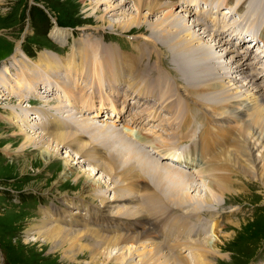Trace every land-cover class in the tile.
Returning <instances> with one entry per match:
<instances>
[{
	"label": "rangeland",
	"instance_id": "rangeland-1",
	"mask_svg": "<svg viewBox=\"0 0 264 264\" xmlns=\"http://www.w3.org/2000/svg\"><path fill=\"white\" fill-rule=\"evenodd\" d=\"M106 1H111L113 5L125 2L121 7L115 9L117 12L115 15H105L106 19L111 22L123 21L125 18L132 17L137 11L136 7L133 6L132 0H0V264H113L111 259L116 251L110 250L106 254L107 257L109 255L108 258H104V255L99 253L94 255L92 252H94L93 250H96V248L93 246L96 244L92 239L80 240V244L77 243L76 248L79 254L74 256V259L76 258L74 261H70L64 259L62 255L63 253L68 255L73 253V251L67 250L69 249V241L63 245L52 247L50 246L51 243L43 239L44 237H41L39 234L37 235V233H33V231L30 232L29 228H31L35 221L37 222L38 219L44 218L49 224L56 223L65 228L73 227L71 229H83L82 225L85 222V218H82V215L85 214V211L82 209H72L76 208L74 201L73 205L70 203V206L66 208L68 212H63L64 216H61L60 212L55 213L53 216L47 215L46 211L52 210V212H55V210L64 209L66 206L65 203H69L70 200L75 199L76 201L77 199L82 200L83 198H85L83 200L84 202L91 203L93 209H96L95 206L100 205V201L102 200L101 197L106 201L118 195L116 191L112 189V181L115 182L113 184H118V177V180L115 178L109 179L102 171L95 168L93 163H87V157L83 156L82 159L78 158L75 154V150L66 146L56 149L54 148L55 144L49 142L50 140H47V144L44 143L42 146L38 147L31 145L23 146L24 136L26 137V134L33 135L34 137L44 134L45 139H49L50 137L48 136L47 138L48 134L45 132L53 121L59 122L63 127L66 125V129H71L67 126L68 124L73 125V122L77 124L75 120L68 121L67 119L57 116V114H64L62 110L56 113V108L54 112L53 109H51L54 106H60L62 109L64 105H67V101L70 102L69 106L76 107L78 112H80V108L88 105L81 104L76 106L75 103L73 105V102H71L73 98L78 95L77 86H75L76 83H78V86L84 87L87 90L86 95L90 93V96H92L98 92V86H100V92H110L104 93L103 95L96 94L93 97H87L91 100L98 101L100 97L106 98L105 96L115 95L120 106L123 104L121 103L122 100H129L130 106H135L132 109L134 112H139V110L146 108L145 104L139 107V104L134 98L124 94L123 88H127V81H125L127 77H121L122 73L115 62L119 61V54L124 56L131 54L130 56H133L136 53L134 52L136 49L142 47L150 50L154 49V46L149 44L151 43L150 41L140 38L138 34L144 33L149 37L155 36V34L147 30V28L148 26H155V23L158 22V19L165 12V8H156L152 13H147L146 9H141L142 14L147 15L149 24H144V26L140 28L132 27L128 32H123L118 28H111L107 24L105 26L100 25L101 22L94 13L97 9H105L106 3L104 2ZM183 1L179 0L181 7H177V4L173 6L174 12H179L185 8ZM204 1L207 2L206 0ZM212 1L213 3H222L218 0ZM232 2L233 0H228L226 3L221 4L226 6L222 9L223 13L228 12L227 8L230 9L231 7H235L234 3L232 6ZM245 5H248V0L245 2ZM254 7H256L259 13L257 20L264 19V0H256V5ZM42 9L46 14L43 13ZM120 10L123 11L124 15L118 14ZM191 10H193L192 7ZM242 12L249 15V11L246 9H243ZM233 18H237V14L234 13ZM56 19L58 20V24ZM188 19L189 22L193 21L190 19V15ZM56 28H60L63 33H68L67 40L61 41L52 36L51 31ZM262 33H264V31H262ZM220 38H224L223 34L220 35ZM221 39L215 38L213 40L209 36L204 38V42H208L210 45V52L212 55L216 53L215 48H219L220 53L216 54H218L219 61L222 63L225 61L222 59V54L224 53L222 49L226 46L225 42ZM248 42H251V40H248ZM16 45L20 46L17 48ZM259 45L262 47L263 42ZM77 46H81L83 49H81V51H76L79 49L75 48ZM13 47L14 50L13 53H11ZM88 48L94 50L100 48L102 52H94L90 57L88 52H90L91 49ZM72 49H75L77 53H81L79 54L80 57L77 56L78 61L76 60V63H80L79 61L81 59L86 61V67L85 64L82 65L80 63L83 71L78 75H76V72L75 75H72L70 73L71 70L66 69L64 66L55 68L49 67L47 68V73L43 74L42 72L35 73L34 70L26 69L27 67L24 65L26 62L37 60L39 54L42 53H46L57 60L65 59L72 53ZM104 49L110 51L111 55H109L108 52H104ZM163 49L165 53L161 58L163 66L156 64L159 55L158 52L155 51L156 49H154V52L150 55V64L152 66L154 65L153 67L158 65V68L156 70L157 72L153 71L149 76L163 75V77L166 78L165 81L167 84H169V81L174 85L171 77L173 73L171 67H173L172 63H174L172 60L174 57L172 56V59L171 56H169L171 55L169 47ZM228 51H230V49ZM231 52L232 51L228 54L229 56H234L236 62L241 60L239 55H234ZM257 53L258 52L255 51L250 57L252 56V58L257 59ZM95 56L99 62L104 64L103 66L107 65L109 67L110 65L112 67V72H108V67L102 68V66L96 70L87 67L95 64ZM260 58L261 55L258 59ZM242 63L243 61L234 71H238ZM116 70H119V72L114 73L113 71ZM262 70H264V67L261 68L260 72ZM27 71L30 75H27ZM252 76L257 78L259 75L255 76L253 74ZM234 77H236V75H234ZM239 77L237 79H239ZM120 78H122V81H120ZM228 79L231 78L229 77ZM42 80L45 84H41ZM40 84L44 86V90H40ZM241 84H243V81H241ZM58 85L60 86L58 87ZM116 87L120 88L122 92L120 96L114 91ZM67 88L71 90L69 91ZM72 89L75 93L72 92ZM258 89L260 90V94L263 95L264 92L261 91L264 90L263 85L260 84ZM38 90H40V92H38ZM36 92L37 94H35ZM38 93L42 94V96L40 97L39 95V97H37ZM163 93L165 98L172 102L173 108L185 106L186 102L179 88L169 89L167 87ZM68 95L72 100H70ZM33 97L39 100L38 103L35 105L28 104L27 102L30 103ZM195 98L197 97L192 96L191 100ZM202 100L207 102L215 99L202 97ZM108 101L110 103V100ZM158 102H162V100ZM158 102L156 104L159 105ZM151 104L152 103L147 105L150 106ZM101 106L100 102L98 106L95 105V107H93V109H96V111H93L96 113V116H101V113L106 112V110L100 109ZM38 108H44L41 112L45 117L41 112H31L33 109L37 110ZM196 110H198L197 107H193L190 112L185 110L184 113L172 115H169V111H164L167 115H165V123L160 126L161 131L169 127H172L173 131L169 138L162 137L161 141H157L158 147H160V145L172 147L170 144L173 143L169 141L176 137L179 128V126H176L174 129L173 124L176 125L178 122H181V128L186 130L189 123L194 120L193 118L200 121L201 117L196 116ZM25 112L31 113L27 116H23ZM80 114L81 113H77L75 119H78ZM115 114L116 112L113 113V116ZM6 115H10L12 120H6ZM128 115L131 118V114ZM42 116L45 121L40 125L43 119ZM184 119H187L188 122H185ZM81 122L83 123V121H80V123ZM201 122L202 125L210 127L208 121L202 120ZM201 122L191 124L187 129V131H190L191 137L189 138V135L184 137H188V140L197 141L199 133L202 131ZM92 124L94 123L92 122ZM154 124L155 125L150 127L151 131L158 130L156 122ZM231 127L232 128L227 130L219 131L220 133L217 130H213L214 138L216 137L215 139L219 140L217 143L218 146L222 144L224 146H230L234 135L237 133V127L234 128L233 125H231ZM58 129L55 128L53 130ZM92 135V140L96 142L99 133L96 134L92 132ZM78 140L79 138L76 139V142H73L72 146L74 148H76L75 145L78 143ZM46 149H49L52 156L51 158H45L46 161H44V157L40 156L39 153ZM216 149L213 153H215ZM128 153L129 155L132 154L131 151ZM157 158L158 157L155 156L156 161H158ZM143 159L147 160L144 156ZM233 169L237 170L236 168ZM231 172L234 174V176H231L233 178V188H238V193H229L225 194L223 197H219L216 208H210V212L213 214L209 216L202 214L201 217H203V220L197 222H207V225L205 226L202 223L201 225L198 223L196 224L199 225L202 232H205L206 229L208 231V225L212 221H216L215 228H213L214 230H210V232L214 233L209 236L204 235L203 238H201V233L195 236L198 238L190 236V243H198L197 240H203L205 238L211 239L209 243L219 251L220 258H218L217 264H244L248 258L253 256L249 264H264V183L257 179H253L256 181L247 179L243 173H237V171ZM263 172L264 170L262 173ZM76 176L79 178L75 179ZM85 179L92 183H98L99 186L92 190L88 187L84 188L83 182ZM147 179L149 181L144 183L143 188L146 186L147 188H144L145 191L150 192L153 188L155 189V185H152L153 183L150 178ZM207 182L208 180L205 179V176L204 178H196L194 186L190 185L192 187L189 193L194 196V198L204 197L206 194ZM152 186L153 188H151ZM229 186L232 185L229 184ZM144 189H142L143 192ZM147 189L149 190L147 191ZM163 189H165L164 186ZM100 192L103 194L97 195L100 194ZM29 194L37 196V199L23 198L19 200L18 204L15 202L17 201L16 199ZM11 197L13 199H10ZM38 200L39 202L35 203ZM53 200L56 202L62 201L60 203L62 207L60 209L47 208L46 210L44 206L51 207L49 205ZM91 200L94 202H91ZM197 204H200V202ZM202 210H204V208ZM182 212H185V210L183 209L175 214L178 215L179 220H183L185 226H182L184 228L181 229L187 232V230H190L194 226V220H192V222L188 218L183 219L184 216H182ZM169 215L171 216L172 214ZM67 216L80 218L81 225H79V223L75 226L66 224V219H64V217ZM211 216L213 218H210ZM163 225L164 223H159V226ZM207 233H209V231ZM37 236L39 238H37ZM188 252L189 251L186 250L185 254L190 260L192 257ZM92 256H94L93 261L91 259ZM191 263H193L192 260Z\"/></svg>",
	"mask_w": 264,
	"mask_h": 264
},
{
	"label": "bare ground",
	"instance_id": "bare-ground-1",
	"mask_svg": "<svg viewBox=\"0 0 264 264\" xmlns=\"http://www.w3.org/2000/svg\"><path fill=\"white\" fill-rule=\"evenodd\" d=\"M132 1L133 6L136 7L137 11L132 17L125 18L123 21L111 22L106 19L105 15H115L117 13L115 9L121 7L125 2L113 5L111 1H106L104 2L106 3V8L103 10L97 9L94 14L100 20L101 26L107 24L111 28H118L123 32H128L132 27L140 28L143 27L144 24H149L147 15H143L141 9H146L147 13H152L156 8H165V12L163 11L164 13L159 18L160 21L158 19L155 26H148L147 28V30L154 33L155 36L149 37L144 33H139L138 36L146 41H150L151 43L149 44L154 46V49H156L155 51L159 54L156 64L160 66H163L161 59L162 55L165 54L163 48H170L169 52L171 55L169 56H171L172 59L173 57L175 59L172 60L174 63H172L173 67H171L173 73L171 74L169 72L174 85L168 80L169 84H167L165 81L166 78H164L163 75L149 76L153 71L157 70L158 65L153 67L154 65L152 66L150 64V55L154 52V49L150 50L142 47L136 49L137 54L133 53V56H130L131 54L126 56L119 54V61L115 62L122 73L121 77H127L125 80L127 81V88H123L124 94L134 98L140 107L145 104V107L150 108L158 101L162 100V102H158L159 109H163L165 112L169 111V115L176 113L181 114L184 113L185 110L190 112L193 107H197L198 110H196V116L201 117L200 121L206 120V122L208 121L210 124V127L207 125L202 126L200 138H205L207 135H210L216 142V145L219 140H216V137L214 138L213 130H217L218 132L223 131L232 128L231 125H233L234 128L237 127V133L234 135L231 143L229 142L230 146H224L223 144L220 146L217 145L215 151L217 154L211 157L206 162L205 167L198 172V177L204 178L205 176V179L208 180V182L206 184V194L204 197L194 198V196L189 193V190L194 185L190 186L188 189V185L193 184V180L188 179L190 178V173H186L183 170L177 171L164 165L162 162H156L154 160H151L150 166L147 165V167L146 160L141 159V153L145 154V151H141L140 149L133 148L134 150L131 151L132 154L128 156L127 151H129V148L124 149L123 146H130L129 143H127V141L109 124V126L104 124L96 126L92 124V122L87 121H83V123L81 122L82 124H75V122H73V125H67L71 129H66V125L63 127L59 122L53 121L50 124V127L46 129L47 131L45 130V133L48 134L47 138L48 136L50 137L49 139H45L44 134L42 136L37 135V137L26 134V137L24 136L25 139L23 146L31 145L38 147L46 143L47 140H50L49 142L54 143V148L56 149H60L64 146L73 148L78 158L82 159L83 156L87 157L86 160L93 163L94 167L102 171L104 175L109 177V179H117L118 177V184H113L115 182L112 181V189L115 190L118 195H115L113 198L106 201L101 197L102 200L100 201V207L94 205L96 209H93L91 203L84 202L83 200L85 198H83L82 200L77 199L76 201L75 199L70 200L69 203H65L66 206L64 209L58 211L55 210V212H52V210L46 211L47 215L53 216L55 213L60 212V215L64 216L63 212H68L66 208L70 206V203L73 205L75 202L76 209L85 210V214H83L84 217L82 215V218H85V222L82 225L83 229H71L73 227L65 228L56 223L49 224L44 218H41L38 219L37 222L35 221L29 230L30 232L33 231V233H37V235L39 234L41 237H44L43 239L51 243L50 246L52 247L63 245L69 241V249L67 250H71L73 253L70 255L63 253L62 255L64 259L70 261H74L76 259H74V256L79 254V251L76 250L77 243L80 244V240L82 239H92L96 244L93 246L96 248V250H93L94 252H92L94 255L99 253L104 255V258H108L109 255L107 257L106 254L110 250L116 251L111 259L113 264H217L218 258H220L219 251L209 243L211 239L205 238L203 240H197L198 243H190L189 238H191L190 236H197L200 233V229L196 226L197 221L200 220L202 214L208 216L213 214L210 212V208H216V203L219 197H223L225 194L229 193H238V188H233V178L231 176H234V174L231 171L243 173L247 179H257L264 183V172L262 173L264 170V94H260V90L258 89L260 86L259 83L250 82L248 79V82H245L246 84H241V81H239L240 77L239 79L234 77L235 80L233 81L230 73L229 75L221 74L231 71V67L230 70L227 71L229 68L219 61L218 54L215 53L217 56L215 54L212 55L210 52V45L208 42H204V38L206 37L210 36L213 40L216 37L205 30L206 24L204 22H201L198 19L189 22L188 18L191 10L190 5L194 6L196 0H182L185 4V8H181L182 10L179 12L173 11V6L176 5L175 0ZM218 1L220 3L222 2L221 4H224L228 0ZM235 1L242 6L247 0ZM210 9V7L206 8L207 11H204L203 14L206 18L210 14L215 24H217V17H214V13L211 12ZM118 12L119 15H124L123 11L120 10ZM253 14L254 12H252L251 15ZM51 33L52 36L61 41H64L65 39L67 40L68 33H63L60 28L54 29ZM221 34L222 32H218L219 36ZM256 40H261L260 42H263V49L257 51L258 59L261 52H264V33L261 32V35H258V38H255L252 41ZM257 41L255 44L260 43ZM16 46L18 48L20 45ZM75 48H79L76 51H81V49H83L81 46ZM223 50L224 49H222V52ZM76 51L75 49H72L70 55L65 59L60 60L54 59L46 53H42L39 54L37 60L26 62L24 65L27 67L26 69L34 70L35 73L47 72V68L49 67L55 68L64 66L66 69L71 70L70 73L72 75H75V72L76 75H78L83 71L81 64H85L86 67V61L81 59L79 61L81 64L76 63L77 56L81 54ZM94 52L101 53L102 49H91V51L88 52L90 57ZM104 52H108L109 55H111L108 50L104 49ZM94 60L96 61H94L95 64L87 67L96 70L104 65L97 60L96 56ZM228 61H230L231 64H234V69L241 63L236 62L234 56H229ZM105 67L108 66L105 65L102 68ZM107 70L108 72H112V67L109 65ZM119 70L113 72L118 73ZM28 71L27 75H30ZM243 71H246L243 67L238 69V72L240 73H243ZM253 74L257 76L260 74V71L253 68L249 72V77L255 78L252 76ZM229 77L231 79H228ZM122 78H120V81H122ZM228 82L230 83L228 84ZM252 83L255 84L253 85ZM75 86H77L78 92V95L75 97L79 99L85 98L87 90L84 87L78 86V83H76ZM167 87L169 89L179 88L181 90L183 99L186 102L185 106L173 108L172 102L166 99L163 93ZM241 87L244 88L240 89ZM68 90L70 91L71 89L69 88ZM99 90L100 86H98V91ZM114 91L118 96L122 94L118 87L114 88ZM72 92H74L73 89ZM192 96H196L197 98L191 100ZM68 97L70 98L69 95ZM75 97L73 100H75L74 102L77 106L80 100ZM202 97H209L215 100L206 102L202 100ZM70 100L72 99L70 98ZM73 100L71 102H73ZM108 100H110V103L109 101H106V105L105 101H101L102 106L100 109H104L106 112L107 109H110L113 113L116 112L113 117L117 116V120L120 119L121 112L115 110L114 104L112 103L115 102V100ZM141 100L143 102L140 104ZM150 103L152 104L148 106L147 104ZM93 107H95L93 104L85 105V107L80 108V112L91 113L96 111ZM134 107L135 106L131 105L130 110ZM55 108L56 113L61 112L62 110L60 106H54L51 109L54 110ZM153 111L154 109L146 113V121L143 120L141 122L140 120V122L147 123L150 120ZM62 112L65 111L62 110ZM142 117L143 115H139L138 118L141 119ZM5 119L12 120L10 115H6ZM184 121L188 122L187 119H184ZM176 126H179L177 130V134H179L181 122H178L173 128L175 129ZM55 128L59 129L53 130ZM172 131V127L164 129L161 131L162 137L169 138ZM92 132L96 134L99 133L96 142L92 140ZM164 134L167 136H164ZM177 134L176 137L178 136ZM77 138H79V140L75 145L76 148H74L72 145L73 142H76ZM143 139L144 141L150 140L147 135H145ZM200 142L204 143L205 140H200ZM172 145L173 144H170V146ZM157 147L158 145L156 141L154 142V149L156 151L159 149ZM171 148L172 147H165V150L160 152L164 156H168L172 153L170 151ZM39 155L43 156V160L46 161L47 158H51L52 153L49 149H46L39 153ZM147 158L150 159L149 156ZM198 167L199 165H196L197 170L200 169ZM233 168H236L237 170H234ZM140 173L141 175H139ZM78 176H76L75 179L79 178ZM147 178L151 179L153 186L155 185V189L152 186L151 188L153 189L150 192L145 191L144 188L146 186L144 188L143 186L140 189L138 188V181L142 179L144 185L145 182L149 181ZM83 183L84 188L88 187L91 188V190L99 186L98 183H92L86 179ZM185 184H187L186 188ZM229 184L232 186H229ZM163 186L165 189H163ZM141 189H144V192ZM137 190L139 192L141 191L139 193L140 195L137 194ZM148 190L149 189H147V191ZM101 194L103 193L100 192V194L97 195ZM137 196H141V199L136 201ZM91 202L94 201L91 200ZM199 202L200 204H197ZM142 204L144 208L142 207ZM203 208L204 210H202ZM183 209L185 210V212H182V216H184L183 219H191L193 216L195 218L194 226H191L192 228L187 230V232H185L184 229H181L184 228L182 226H185V223H183L182 219L179 220L178 215L175 214ZM167 212L173 214L170 216L169 214L171 213ZM75 216L64 217V219H66V224L75 226L79 223V225H81L80 218ZM210 218L213 217L211 216ZM148 219L152 227L155 229L161 228L162 226H159V223H164L165 219L172 220L175 223L174 231L176 232L175 241L177 244L175 245L176 252L174 256L169 252H164L162 245L154 243L149 234V230L146 229V231L142 232L133 231L131 233L125 230L126 228H129V223L136 224L137 222H140V224L143 225ZM215 224L216 221H213L212 225L208 228L211 235L214 232H210V230L215 228ZM37 238L39 237L37 236ZM186 250L189 251L188 253H190L192 257L190 260L185 254ZM91 259L93 261L94 256H92ZM191 260L193 263H191Z\"/></svg>",
	"mask_w": 264,
	"mask_h": 264
}]
</instances>
